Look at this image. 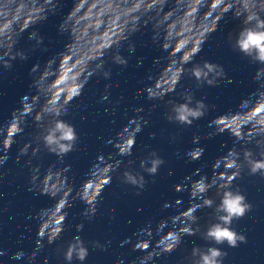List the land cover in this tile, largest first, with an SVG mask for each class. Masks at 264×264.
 Wrapping results in <instances>:
<instances>
[{"label": "clouds", "instance_id": "clouds-1", "mask_svg": "<svg viewBox=\"0 0 264 264\" xmlns=\"http://www.w3.org/2000/svg\"><path fill=\"white\" fill-rule=\"evenodd\" d=\"M158 4L166 3L167 0H156ZM45 3L50 4V7H46L43 15L36 17L30 21V27L38 23H42L47 19L49 13L54 14L55 10L59 6V0H45ZM189 7L199 6L202 0H186ZM223 4V0H212L210 7L218 8ZM31 0H0V65L6 68L12 67V61L19 58L20 60H26L27 55L23 51H13L15 43L9 42V30L4 28V24L23 23L24 17H21L19 21L15 18L20 12H24L25 16L33 15L28 11L31 8ZM152 5H149L151 7ZM243 9L240 16L243 17L241 21V27L235 34H229L228 43L233 51L242 54L248 59L250 63L260 65L257 68L254 80L261 83L264 87V0H240L238 5ZM230 5L223 4V10L227 11ZM239 18V17H237ZM219 22H217L218 26ZM147 24L140 25L139 22H135V26L126 29L121 40L106 45L100 50L99 55H95L89 62L88 67L85 69V73H90L86 78L77 79L75 83L77 87L73 90L72 94L67 100H61L53 105L50 102L45 104H39L41 92L40 81L46 79L44 72L50 65L55 64V60H49L47 64L41 68L40 65L33 66L31 74L33 76V86L36 88V94L29 97L25 95L21 100V106L16 109L12 114V119L7 125V128L11 130V136H17L23 133L24 127L21 122V114L25 117L31 116L35 125V132L31 136L30 140L24 143L18 153L17 161L19 162L21 157H26V163L29 165L30 186L29 191L34 195H49L51 197H59V205L62 210V220L56 226L55 232L50 228L45 227V221L47 214H42V211L35 213L32 219L37 221V239L36 246L32 253L26 254L24 251H18L13 254V259L25 260V264H36L38 254L45 249V244L51 245L55 243L64 231L65 220L67 218V211L71 207L72 191L70 186L65 181L64 187L59 191H52L44 184V177H46L51 171H60L62 175L69 171L70 166L54 169L48 168L43 173L41 172L38 164H33V160L38 158L42 152L55 155L60 162L63 158L76 150L79 141V136L75 127L69 122L63 120L61 117L67 112V106L71 100L82 95L83 89L88 79L93 75H100L104 79H110L111 70L105 67L107 61L104 59L106 53L113 48L117 49L116 54L111 56V62L120 66H127V59L119 54V48L123 41L127 40L132 34L139 31L142 27H146ZM213 27L211 31L207 33L209 35L216 30ZM28 28H22L17 37L26 31ZM61 32H68L64 28V21L59 26ZM153 31V41L160 46L164 51L168 52V47L165 46V41L159 38L155 32V26ZM30 40H34V48L43 45V38L38 35V32L33 30L29 35ZM206 41V40H205ZM204 41V42H205ZM203 42V43H204ZM202 43V44H203ZM170 47V45H169ZM130 52L135 51L134 45H129ZM201 47L198 50H193L191 53V59L189 56L183 57V60L174 65L171 73L169 74L171 79L168 85V91L161 92L153 84L147 87L143 91L147 92V96L150 100H163L170 93L177 91V86L182 77L187 75L190 79H193L197 87L216 86L222 80H227L231 83V78L227 76L222 65L203 62H193V57L199 53ZM62 59V54L60 56ZM192 64L188 67L187 72L185 66ZM67 83V82H66ZM66 86V85H65ZM47 87V85H45ZM111 85H106V88ZM264 94V91H261ZM178 95L180 100H169L167 102L168 109L165 114V119L169 123H173L179 126H191L194 121L202 118L207 111L208 106L203 100H194V94L192 91L183 89ZM107 94L101 96V100H107ZM261 100H264V95H261ZM135 111L139 114L142 109L137 108ZM249 112H256L255 107L248 109ZM259 115V113H257ZM148 124V120L142 116L137 115L133 118L129 125L123 128L116 134L115 140L109 139L107 143L112 144L116 149L117 159L109 157L102 163L100 157L97 158V163H101V167L107 168V171L103 173L107 179L101 188L93 195V189L95 184L101 178L100 176H93L95 165L91 172V179L93 183L88 184V195H84L83 188H81L78 199L83 201L87 208L83 213L88 220H91L97 212L98 197L103 190V187L111 182L112 173L117 172L121 183L135 188L136 194L145 188L147 180L145 179V173L149 176H155L158 174L160 167L165 163L155 150L148 151L145 155L139 159L138 166L133 167L136 163L130 157L133 156V149L136 143V136L142 131V128ZM258 127H264V123L257 125ZM210 127H214V131L209 132L205 138H212L217 135L216 121H212ZM156 133H152L151 137L155 138ZM173 142L176 137L171 138ZM237 139H240L238 136ZM200 137L194 135L193 143L197 147L186 150V156L189 161L200 160L204 153V148L198 146ZM15 143L10 136H5V143L3 146L4 155H0V166L6 163L8 156L7 151ZM242 147H245L242 145ZM257 153L254 154L251 150L244 152L243 154L235 149H230L225 155L219 157L212 164L213 175L210 178L208 175H199L196 179L185 178L187 183H181L174 186L176 192L187 191L189 194L190 204L188 208L181 213L171 216L168 220H162L153 227L151 221H149L143 229H141L135 237V240L125 241V243H132L133 250L143 253L137 258V261L133 264H154L155 260L168 255L181 247L183 238L185 236H198L204 244L202 246H195L187 253L182 260V264H224V259L228 253L224 251L221 245H227L229 248H236L242 243H247L246 235L237 232L233 227V222L242 219L253 208L251 202H249L246 196L242 193L239 186H233V182L237 179H242L246 173L248 176H260L264 178V153L260 152V144L255 145ZM179 155V153H178ZM243 155V158H242ZM102 157V156H101ZM96 163V164H97ZM123 167V171L120 169ZM223 168L226 171L221 172ZM227 170H231L230 172ZM171 175V172H169ZM87 183V182H86ZM217 188L219 195V203L211 198L207 197V193L213 188ZM191 202H195L194 204ZM182 203L180 199L175 201V205ZM169 202H165L163 207L165 209L171 207ZM212 209V219L206 225H201L199 222V216L197 213L203 209ZM171 221L173 226L166 227L164 230L160 229V225L163 223L167 225ZM78 230L83 229V224L77 225ZM153 237L155 242L153 243ZM21 238H23L21 236ZM97 247H103L96 243ZM88 248L79 236L73 237V239L66 244V246H60L56 249V255H62L66 264H72L73 260H77L80 264L88 256ZM4 255L0 252V256ZM42 264H48V257L45 256ZM118 264H124L123 260H120Z\"/></svg>", "mask_w": 264, "mask_h": 264}]
</instances>
